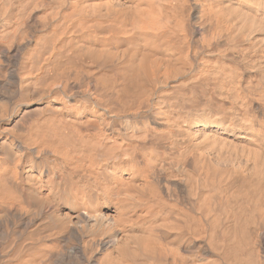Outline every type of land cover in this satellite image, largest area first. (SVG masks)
<instances>
[{
    "label": "bare ground",
    "instance_id": "obj_1",
    "mask_svg": "<svg viewBox=\"0 0 264 264\" xmlns=\"http://www.w3.org/2000/svg\"><path fill=\"white\" fill-rule=\"evenodd\" d=\"M0 264H264V0H0Z\"/></svg>",
    "mask_w": 264,
    "mask_h": 264
}]
</instances>
